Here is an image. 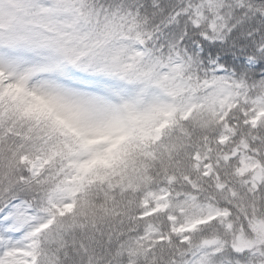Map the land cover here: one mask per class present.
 <instances>
[{
	"label": "snow or ice",
	"instance_id": "obj_1",
	"mask_svg": "<svg viewBox=\"0 0 264 264\" xmlns=\"http://www.w3.org/2000/svg\"><path fill=\"white\" fill-rule=\"evenodd\" d=\"M0 264H264V0H0Z\"/></svg>",
	"mask_w": 264,
	"mask_h": 264
}]
</instances>
